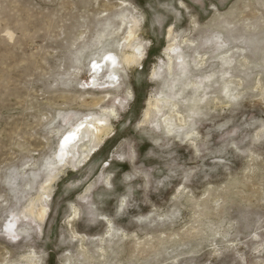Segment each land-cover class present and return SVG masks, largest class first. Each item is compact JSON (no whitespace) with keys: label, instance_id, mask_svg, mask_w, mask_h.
Wrapping results in <instances>:
<instances>
[{"label":"rangeland","instance_id":"obj_1","mask_svg":"<svg viewBox=\"0 0 264 264\" xmlns=\"http://www.w3.org/2000/svg\"><path fill=\"white\" fill-rule=\"evenodd\" d=\"M0 264H264V0H0Z\"/></svg>","mask_w":264,"mask_h":264},{"label":"bare ground","instance_id":"obj_2","mask_svg":"<svg viewBox=\"0 0 264 264\" xmlns=\"http://www.w3.org/2000/svg\"><path fill=\"white\" fill-rule=\"evenodd\" d=\"M141 47V49H142V46H140ZM140 52H142V51H140ZM139 54V53H138ZM141 55V54H140ZM113 56V55H112ZM128 57H130V56H128ZM126 58H127V56H126ZM108 59V58H107ZM125 59V58H124ZM105 60V59H104ZM110 61H111V64H112V68H111V73H114V75H116L115 74V72H117V69H116V63H117V56L115 57H110ZM127 62H128V59H127ZM130 62V61H129ZM107 63V62H106ZM108 63H110V62H108ZM109 68V67H108ZM110 71V70H109ZM110 73V74H111ZM112 75V74H111ZM160 100V99H159ZM158 100V101H159ZM163 100V99H162ZM167 103V102H166ZM159 106V105H158ZM160 107V106H159ZM159 109H161V108H159ZM159 111V110H158ZM94 121V120H93ZM99 121V120H98ZM103 121V120H102ZM89 123H91V122H89ZM96 123V122H95ZM104 124V123H103ZM87 125V124H86ZM89 126V128L93 131V132H95L96 134H98V133H102L101 132V130H103L102 129V125L101 124H94V123H91V124H88ZM81 126H82V124H81ZM104 126H106V124L104 125ZM87 127V126H86ZM87 127V128H88ZM77 129V128H76ZM105 129V128H104ZM81 134H83V130H82V128L80 127L79 129H77V130H75V131H73L72 133H71V135L68 137V139L64 142V144H63V147H61V148H63L61 151H62V154L63 153H66L67 151H65L66 150V148L70 145V144H72V142L73 141H75L77 138H78V140H79V137H80V135ZM103 134V133H102ZM90 135V134H89ZM92 135V134H91ZM93 137H94V135H92ZM98 136V135H97ZM99 136H100V138H101V135L99 134ZM91 137V136H90ZM92 138V137H91ZM97 138V137H96ZM93 139V138H92ZM81 141V140H80ZM95 142H96V140H95ZM77 144H79V143H77ZM93 144V143H92ZM95 144H98V143H95ZM95 144H93V145H95ZM73 145V144H72ZM76 145V144H75ZM92 145V146H93ZM71 146V145H70ZM90 146V145H89ZM74 147V146H73ZM82 147V146H81ZM71 148H72V146H71ZM86 148H88V145L86 146ZM85 148V149H86ZM70 150V149H69ZM91 150V149H90ZM71 151H74V150H71ZM84 152V151H83ZM68 154V153H67ZM70 154V153H69ZM84 154H86V153H84ZM83 155V154H82ZM67 156H69V155H67ZM66 157V156H65ZM64 157V158H65ZM82 157V156H81ZM85 158H86V156H85ZM64 160V159H63ZM43 208H45V207H43ZM36 210V209H35ZM28 211H30V209L28 210ZM37 211H39V209L37 210ZM40 211H41V209H40ZM45 212L47 211V210H44ZM29 213V212H28ZM35 214V213H34ZM26 215V214H25ZM30 215H32V214H30ZM29 216V215H28ZM33 216V215H32ZM42 216H44L43 215V213H42ZM21 218V217H20ZM44 218V217H43ZM19 219V218H18ZM34 219V218H33ZM22 220H23V218H22ZM43 220V219H42ZM20 221V220H19ZM17 222H18V220H12V222L9 224V227H8V229L9 230H14L15 231V233H16V235L18 234V232H19V230H20V228L19 227H17ZM20 223V222H19ZM19 226V225H18ZM12 232V231H11ZM15 233H14V235H15Z\"/></svg>","mask_w":264,"mask_h":264}]
</instances>
